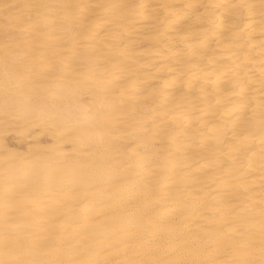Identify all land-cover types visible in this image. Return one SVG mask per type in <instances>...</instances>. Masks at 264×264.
I'll list each match as a JSON object with an SVG mask.
<instances>
[{"label":"bare ground","instance_id":"1","mask_svg":"<svg viewBox=\"0 0 264 264\" xmlns=\"http://www.w3.org/2000/svg\"><path fill=\"white\" fill-rule=\"evenodd\" d=\"M0 264H264V0H0Z\"/></svg>","mask_w":264,"mask_h":264},{"label":"rangeland","instance_id":"2","mask_svg":"<svg viewBox=\"0 0 264 264\" xmlns=\"http://www.w3.org/2000/svg\"><path fill=\"white\" fill-rule=\"evenodd\" d=\"M9 140L11 144H18V140H15L13 138H10Z\"/></svg>","mask_w":264,"mask_h":264}]
</instances>
